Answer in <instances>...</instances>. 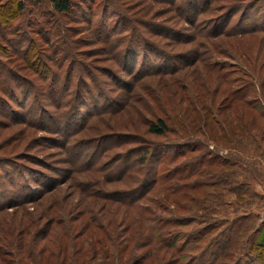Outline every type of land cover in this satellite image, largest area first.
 <instances>
[{
	"label": "rangeland",
	"instance_id": "rangeland-1",
	"mask_svg": "<svg viewBox=\"0 0 264 264\" xmlns=\"http://www.w3.org/2000/svg\"><path fill=\"white\" fill-rule=\"evenodd\" d=\"M20 1L19 12L0 9V63L12 75L0 79V264L20 258L6 240L22 222L115 207V190L130 188L149 190L138 201L149 226L164 216L198 221L177 225V245L188 250L165 263L264 264V31L237 32L264 24V0H71L67 14L49 0ZM7 2L19 0L0 5ZM18 41L29 61L16 57ZM58 75L64 87L56 89ZM51 90L67 95L59 110L49 106ZM10 91L24 97L16 103ZM76 91L81 104L68 100ZM226 93L255 111L227 106ZM159 118L167 131L150 133ZM178 150L188 153L175 157ZM168 155L169 168H196L171 182L187 184L175 192L152 182Z\"/></svg>",
	"mask_w": 264,
	"mask_h": 264
},
{
	"label": "trees",
	"instance_id": "trees-1",
	"mask_svg": "<svg viewBox=\"0 0 264 264\" xmlns=\"http://www.w3.org/2000/svg\"><path fill=\"white\" fill-rule=\"evenodd\" d=\"M49 1L52 4L54 12L59 14H67L73 8L71 0ZM0 9L9 13H11L13 9L19 12L23 9V4L20 0L15 6H12L11 3L7 2L5 5H0ZM225 14H228V11H226ZM0 15L1 20L3 17L1 11ZM231 15H235V12L231 13ZM15 17L16 16H13V18ZM126 30H128V28ZM260 31H264V24H261L258 27L253 26L247 27L246 29H237L238 34L241 36L255 34ZM49 35L50 33H48V36ZM37 36H39L41 40H47L48 42L51 40L47 35L37 33ZM1 40L4 41L5 39L1 37ZM21 43L22 42L18 41L17 43L12 44L11 47L14 50L16 57L29 61V59H27L28 57L20 52ZM132 46L133 45H130L129 48H132ZM263 50H261L262 53L258 54V61L260 60V55L264 53ZM262 60H264V58ZM6 66L7 65L4 62L0 63V79L1 77H7L9 75L12 77L8 70H6ZM261 71L262 73L264 71L263 64ZM13 76L15 79L19 77L17 74H14ZM60 78V75L56 76L55 80L50 85L55 86L54 88L56 89L61 87L64 84V81L60 82ZM47 79L48 77H44L42 83L44 84V87L48 85V83H44ZM8 80L10 82V78ZM16 80L19 79L17 78ZM16 80L13 81V85L16 84ZM259 89L264 100V77L259 85ZM53 92L51 90V93H48L47 100L50 101L49 106H53L54 109L59 110L63 107V103L66 102L64 97L66 94H53ZM17 93L21 94L18 96L16 93L14 94L13 91H10L12 99L15 100L16 103H19L20 97H24V92L19 91ZM70 95V99L68 100H74V102L76 101V104L84 102L82 99L84 96L79 91H76L73 96L72 94ZM231 96L232 95L226 93L222 102L227 100V106L234 104L235 102L236 105L239 106L246 104L255 111V108L252 106L253 104L246 101V99L240 100ZM77 97L81 98L80 101ZM25 102L26 101L22 99V104H20V106L23 107ZM47 112L48 111L45 112L46 115L48 114ZM60 114L61 113H58L57 115ZM243 116H240L236 122H239L240 120L243 121ZM62 117L63 116H60V118ZM245 125L247 124L245 123ZM252 126L255 127L256 125L254 124ZM147 130L150 133L163 134L167 131V125L161 118H159L155 122H151L148 125ZM188 151L191 152V149ZM187 153L188 152L178 150L173 154H175V157H183ZM173 158L172 155H168L162 163L157 164L154 176L152 177V182L153 185L160 182L162 185L168 183L167 188H170L175 192L179 187H187V184L178 186L171 182L178 181V178H181L182 180L188 178L187 171H196V168L188 167L189 169H187V167H182L179 169L178 167H167V163ZM205 161V156L200 155L196 158L195 162H197L202 168V166L206 167ZM209 165L210 164H208V166ZM49 178L51 181H54L52 177ZM143 182H145V180ZM40 184L45 187L48 185L45 181H42ZM21 186L25 189L28 188V185ZM198 186L201 188L204 186V183H200ZM137 190L138 188L115 190L114 193L116 196L113 195V197H111L117 204L115 207L106 204L107 206L105 205V207L101 208L98 207L94 210V208L91 209V207L82 206V208L75 213L63 211L62 213L50 214L48 217L42 215L43 221L40 224L36 222V217L34 216L29 219L26 226L24 225L26 228L22 226V222L21 228L18 229L17 234L14 232L15 229L13 228V234L9 233L7 235L9 240H6V246H13L11 247V250L7 252L20 256L16 264H162V262L163 264H176L177 262L175 261H167L165 263L164 259L166 256H174L178 251L183 250L180 248H186L188 250V247L184 243L179 246L177 245V240L180 236V232L178 233L179 230L176 229L178 228L177 225L188 226L190 223L197 224L198 221L191 217L190 214H185L174 217H159L153 226L147 225L143 220V215H145L148 210L144 209L138 201L144 194H146L145 192L149 190L142 194ZM28 197L29 196L26 194L19 199H15L14 202L21 204V202L28 200ZM179 208L183 209L185 207ZM32 229L34 230L32 237L27 238L26 236L30 235ZM200 233L201 231H197V234ZM183 236L189 240L190 234H183ZM228 245L229 244H219L220 248L222 246V249L225 250L228 249ZM15 248L16 251L14 250ZM2 252L3 250L0 248V253ZM159 252H161V255ZM1 255L2 254H0V257ZM219 256L223 255L221 253H218V255L213 253L214 258Z\"/></svg>",
	"mask_w": 264,
	"mask_h": 264
}]
</instances>
